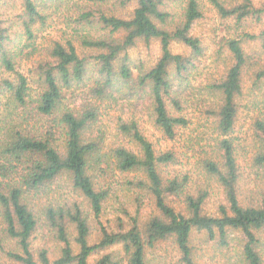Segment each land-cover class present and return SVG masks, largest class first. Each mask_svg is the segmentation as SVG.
Masks as SVG:
<instances>
[{
  "label": "trees",
  "instance_id": "16d2710c",
  "mask_svg": "<svg viewBox=\"0 0 264 264\" xmlns=\"http://www.w3.org/2000/svg\"><path fill=\"white\" fill-rule=\"evenodd\" d=\"M5 1L0 254L6 261L0 264H152L166 242L177 253L174 264H204L194 244L200 238L222 254L219 264H264V118L253 123L248 172L233 137L245 84L252 91L264 86V27L244 29L264 19V3L207 0L233 24L224 29L232 34L218 40L217 56L226 54L222 69L203 81L207 50L193 33L204 18L198 0H90L77 6L75 18L81 31L96 33L80 40L90 53L81 56L71 40L54 41L38 58L35 33L46 25V1L16 0L21 12L12 21L2 18ZM127 8L131 13L122 14ZM256 43L257 53L250 48ZM140 45L157 47L148 66L130 55ZM197 80L214 135L200 163L222 197L214 214L205 209L209 190L191 186L188 173L164 175L180 164V154L157 151L136 115L144 107L153 129L175 141L190 123L185 111ZM59 183L66 195L55 197ZM111 209L115 218L103 224L100 217ZM48 243L57 246L53 258Z\"/></svg>",
  "mask_w": 264,
  "mask_h": 264
},
{
  "label": "rangeland",
  "instance_id": "374dc122",
  "mask_svg": "<svg viewBox=\"0 0 264 264\" xmlns=\"http://www.w3.org/2000/svg\"><path fill=\"white\" fill-rule=\"evenodd\" d=\"M16 0H6L1 6V14L4 20H13L15 14L21 12V5ZM46 1V9L44 14L47 15L46 25L43 31H36V39L34 41L36 46V53L32 56L38 58L43 55V50L47 48L54 41L64 43L66 40H71L76 47L78 53L82 55L89 54L85 47L80 45L82 36H95L96 33L93 30H80V27L75 24L76 8L77 6L85 5L90 0H63L58 5L49 3ZM92 1V0H91ZM109 2L110 0H104ZM203 11L204 18L194 25L193 33L202 41L207 50L205 55V68L202 72V80L209 79L216 76L218 70H221L224 65L225 53H222L220 57L217 56L218 40L224 34L229 36L231 33L225 32V27L232 26V21H223L217 11L209 4L207 0H198ZM226 5L234 3L231 0H223ZM107 2L105 4H107ZM255 3H264V0H255ZM57 6V7H56ZM183 4L178 1L174 5L175 14L179 15L182 11ZM130 8L123 11L122 14L128 15ZM264 27V19L260 23H255L249 20L244 29L249 33H257ZM234 29V28H233ZM15 41L25 42L24 38L20 36L19 30L14 28ZM218 33V35H217ZM14 37V36H13ZM251 50L257 53L259 46L257 43L250 46ZM175 52H182L183 50L178 46H173ZM131 57L135 61H140L145 66L150 65L157 56V47L151 45L149 48L140 45L130 53ZM30 63H22V67L28 68ZM200 80L193 82L192 92L193 105L186 109L185 114L189 118V125L186 129L181 130L179 136L175 141L169 142L164 140L161 135L153 129L150 124L147 110L140 106L136 113L140 120L141 130L143 134L153 143L154 148L157 151L174 148L180 154V164L176 166H168L163 172L164 175L172 176L176 174L188 173L190 177L191 186L193 187H205L209 190L210 195L207 199L205 209L208 213L214 214L216 206L222 202L221 192L216 184L215 180L206 175L201 165V159L204 157L203 150L211 152L213 147L212 127L209 122L204 118L203 109L205 105L200 100L199 92L196 91ZM245 93L242 97V107L238 115L237 126L233 133V137L236 138L237 143V159L238 163L243 167L249 164V158L251 156L252 148L250 142L253 138V123L256 119L264 118V86L260 91L250 90V83L245 84ZM117 112H110L109 116L116 115ZM112 117H107L106 119ZM107 124V121L105 122ZM108 130L110 126L107 124ZM248 172V168H246ZM249 180V179H248ZM250 181V180H249ZM244 189H247L248 184L244 182ZM252 182L250 181V184ZM66 195L64 190V184L59 183V187L56 188L54 196ZM114 213L111 209L106 211V214L100 217V221L105 224L106 220H113ZM96 237L92 241H95ZM38 241V245H42L43 241ZM37 244V242H36ZM194 244L197 246L198 253L200 254L201 263L204 264H219L222 254L216 251L211 244H204L203 240L196 239ZM47 248L51 252V258L55 256L57 246L54 243H48ZM154 256L150 257V263L152 264H174L177 259V253L175 252L170 242L163 243L158 249L155 250ZM0 260L6 261L3 255L0 254ZM91 263V262H90Z\"/></svg>",
  "mask_w": 264,
  "mask_h": 264
}]
</instances>
